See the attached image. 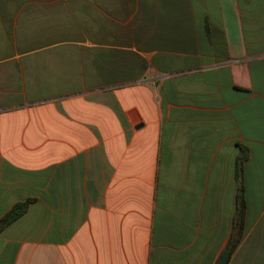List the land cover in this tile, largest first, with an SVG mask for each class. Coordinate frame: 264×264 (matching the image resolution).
<instances>
[{
	"label": "crops",
	"instance_id": "obj_1",
	"mask_svg": "<svg viewBox=\"0 0 264 264\" xmlns=\"http://www.w3.org/2000/svg\"><path fill=\"white\" fill-rule=\"evenodd\" d=\"M28 199L0 264H264V0H0V220Z\"/></svg>",
	"mask_w": 264,
	"mask_h": 264
},
{
	"label": "trees",
	"instance_id": "obj_2",
	"mask_svg": "<svg viewBox=\"0 0 264 264\" xmlns=\"http://www.w3.org/2000/svg\"><path fill=\"white\" fill-rule=\"evenodd\" d=\"M31 202H32V199H28L26 201L18 202L15 205H13L9 209V211H7L5 213V215L1 218V220L4 221V226H3L2 229H4L5 227L9 226L14 221H16L18 218H20L27 211V209L29 207V204ZM229 246L231 247L232 244H230Z\"/></svg>",
	"mask_w": 264,
	"mask_h": 264
},
{
	"label": "water",
	"instance_id": "obj_3",
	"mask_svg": "<svg viewBox=\"0 0 264 264\" xmlns=\"http://www.w3.org/2000/svg\"><path fill=\"white\" fill-rule=\"evenodd\" d=\"M4 226V221L3 220H0V230L3 228ZM230 253H231V250L230 249H227L224 254L222 255L220 261L218 264H228V260H229V257H230Z\"/></svg>",
	"mask_w": 264,
	"mask_h": 264
}]
</instances>
